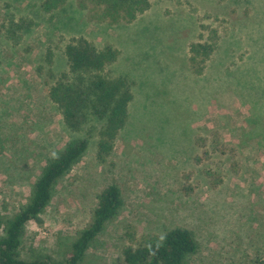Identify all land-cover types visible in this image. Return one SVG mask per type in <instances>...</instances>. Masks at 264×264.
<instances>
[{"label":"rangeland","instance_id":"obj_1","mask_svg":"<svg viewBox=\"0 0 264 264\" xmlns=\"http://www.w3.org/2000/svg\"><path fill=\"white\" fill-rule=\"evenodd\" d=\"M148 3L111 22L97 0H0V214L25 205L48 160L87 135L71 132L49 98L68 68L66 44L84 36L119 51L107 69L133 100L102 157L94 122L40 221L25 225L20 256L60 260L114 183L119 210L79 264H125L130 230L175 227L198 242L187 264H264V0ZM192 43L213 46L204 62L191 60Z\"/></svg>","mask_w":264,"mask_h":264},{"label":"trees","instance_id":"obj_2","mask_svg":"<svg viewBox=\"0 0 264 264\" xmlns=\"http://www.w3.org/2000/svg\"><path fill=\"white\" fill-rule=\"evenodd\" d=\"M97 3L101 6V18L111 22L132 21L149 8L148 0H97ZM18 27L26 28L23 23ZM9 36L14 38L11 32ZM212 50L209 43H192L191 60L203 54L201 60L204 62ZM64 54L68 68L50 86L49 98L60 110L63 123L71 132L85 130L87 135L70 141L48 160L25 205L9 218L0 214V264H79L105 223L117 214L122 202L120 188L114 183L107 185L98 195L89 225L67 245L60 260L39 251L28 259L20 256L25 225L29 221H40L56 183L86 151L95 131L94 122H101L97 150L102 157L111 151L125 126L133 100L129 82L122 76L111 75L107 69L118 58L116 48L111 45L98 47L80 36L66 44ZM127 236L128 243L122 251L125 264H187V257L198 249L192 232L182 227L172 228L162 236L156 233L139 235L135 230H130Z\"/></svg>","mask_w":264,"mask_h":264}]
</instances>
